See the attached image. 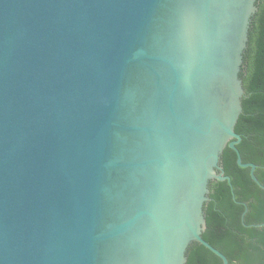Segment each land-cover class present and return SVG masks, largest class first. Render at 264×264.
Returning <instances> with one entry per match:
<instances>
[{
  "label": "water",
  "instance_id": "water-1",
  "mask_svg": "<svg viewBox=\"0 0 264 264\" xmlns=\"http://www.w3.org/2000/svg\"><path fill=\"white\" fill-rule=\"evenodd\" d=\"M257 2L0 0V264H230L204 207L236 200L227 146L264 189L236 132Z\"/></svg>",
  "mask_w": 264,
  "mask_h": 264
},
{
  "label": "trees",
  "instance_id": "trees-1",
  "mask_svg": "<svg viewBox=\"0 0 264 264\" xmlns=\"http://www.w3.org/2000/svg\"><path fill=\"white\" fill-rule=\"evenodd\" d=\"M257 6L243 59L241 78L245 94L236 132L242 136L237 148L243 162L257 165L255 174L264 185V0H258ZM222 167L231 178L236 200L228 181L210 183L203 237L225 254L230 264H264V225L259 226L264 224V189L252 180L249 168L237 164V155L229 146L222 155ZM236 201L248 206L244 220L245 206ZM186 264L223 262L195 242L189 248Z\"/></svg>",
  "mask_w": 264,
  "mask_h": 264
},
{
  "label": "flooded vegetation",
  "instance_id": "flooded-vegetation-1",
  "mask_svg": "<svg viewBox=\"0 0 264 264\" xmlns=\"http://www.w3.org/2000/svg\"><path fill=\"white\" fill-rule=\"evenodd\" d=\"M209 201H210V200H209ZM209 201H208V202H209ZM208 202H207V203H208ZM205 215H206V214H205Z\"/></svg>",
  "mask_w": 264,
  "mask_h": 264
}]
</instances>
